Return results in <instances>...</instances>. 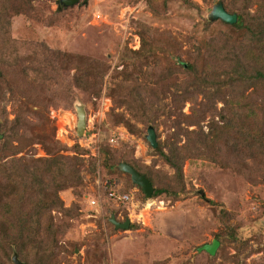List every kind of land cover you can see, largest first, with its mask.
I'll use <instances>...</instances> for the list:
<instances>
[{"label": "rangeland", "instance_id": "rangeland-1", "mask_svg": "<svg viewBox=\"0 0 264 264\" xmlns=\"http://www.w3.org/2000/svg\"><path fill=\"white\" fill-rule=\"evenodd\" d=\"M215 1L80 0L64 7L60 0H32L36 7L47 8L45 15L52 22L42 15L36 16V20L25 16L13 19L9 31L12 38L28 42L31 48L47 46L57 50L56 56H75L68 63L60 62V76L49 82L61 102L48 105L40 122L31 114L28 124L48 133L43 144L33 142L32 149L27 150L34 158L46 156V142L50 141L59 145L58 154L69 157L76 152L82 159L78 172L82 185L57 190L60 207L71 212L77 210L78 215L69 216V212L63 216L61 208L50 211L53 223L65 225L69 231L65 236L58 234L59 239L51 246V256L45 264H264V161L261 167L251 168L246 153L239 156L238 164L228 158L225 161L224 155L219 154L223 160L213 161L208 158L210 155L201 158L195 150L188 151L181 155L178 177L173 168L151 151L157 148V152L167 155L168 148H172L175 153L184 141L182 130L198 129L195 124L198 121L199 129L205 133L210 120L220 123L217 118L222 115L211 118L207 110L204 112L196 105L197 101H203L200 93L195 94L194 102L183 99L178 107L180 98L175 99L178 89H173L174 95L170 87V93L148 97L151 92L146 93L141 83L147 66L153 72V79L157 74L154 60L162 55L156 43L171 51L175 49L170 46L176 47L185 59L184 52L196 43L195 39L203 40L210 32L224 29L218 19L204 26ZM238 1L242 3L241 0L229 3ZM257 1L264 0H253L248 12H253ZM140 35L146 39L142 47ZM169 39H174L170 45ZM28 53L33 51L27 48ZM160 60L158 68L165 64L164 58ZM181 78L175 75L170 82ZM16 80L11 83L15 87L21 84V78ZM4 95L5 118L12 121L15 116L12 99L8 91ZM257 97L260 102L261 96ZM74 103H80L86 113V128L80 136H76ZM220 106L219 101L214 102L215 110ZM198 110L204 114L201 120ZM261 121L264 123V119ZM126 124L132 126V131ZM148 127L154 132V148L144 139ZM219 142L220 138H215L213 147H218ZM21 154L22 151L16 156ZM103 157L106 160L120 157L121 161L130 162L150 175L154 188L162 187L166 191L156 200L141 198L137 188L129 185L127 173L105 178L104 172H100L103 168L97 165V159ZM91 158L95 159L94 173L86 169L91 170L87 163ZM65 161L68 163L69 159ZM116 165L113 168L118 170ZM119 187H129L127 192H131L132 202L116 204L105 200L106 190L115 192ZM90 200L94 206H89ZM14 202L20 208L25 203ZM145 205H148L146 210L139 211ZM109 214H114L117 221L128 218L133 227L114 229L106 221ZM231 232L233 237L228 235ZM14 236L9 232L8 241ZM214 236L219 244L212 256L194 251V247L216 239ZM20 241L28 242L25 236ZM24 248L34 250L32 243ZM10 256L0 254V264H12Z\"/></svg>", "mask_w": 264, "mask_h": 264}, {"label": "trees", "instance_id": "trees-1", "mask_svg": "<svg viewBox=\"0 0 264 264\" xmlns=\"http://www.w3.org/2000/svg\"><path fill=\"white\" fill-rule=\"evenodd\" d=\"M219 1L225 12L235 14V21L226 23L218 18L212 20L206 18L205 27L218 19L223 22L224 29L210 32L203 40L195 39L196 43L184 52L185 59L176 47L170 46L171 49H175L171 51L156 43L165 64L158 68L161 57L157 55L154 60L157 73L154 74L155 79L149 66L145 76L143 74L144 80L153 86L146 84L144 80L141 82L146 93L151 92L148 97L171 92L170 87L174 95L173 89H178L179 94H175V99L180 98L177 101L178 107L181 106L183 99H191V102H194L195 94L200 93L203 101H197L196 105L204 112L207 110L211 118L222 115L217 118L220 123L212 120L207 123L208 130L205 133L199 129L198 121L195 123L198 129L182 130L184 141L181 146H177L175 151L177 155L172 148H168L167 155L157 152V148L151 150L173 168L178 177H180L181 155L188 151L195 150L197 157L201 158L210 155L208 158L213 161L220 159L219 154L222 157L224 155L225 161L228 158L238 164H240L239 156L243 157V153H246L251 168L261 167L264 161V123L261 121L264 119V61H262L264 51H261L264 46V1H257L252 13L248 12L247 8L251 6L253 0H241L242 3L238 1L232 4L229 3L231 0ZM46 9L44 6L36 7L32 0H0V133H2L0 247L3 248L0 254L9 258L13 249L18 259L25 264H45L51 256L49 252L51 246L56 245L59 239L58 234L65 236L69 231V227L65 225L61 227L53 223V216L50 214L52 209L60 210L62 206L57 199V190H71L76 185H82V179L78 176L82 159L79 158L78 153L75 152L74 156L69 157L60 155L57 153L59 145L50 141L46 142L45 157L34 158L27 151L32 149L30 145L33 142L43 144L48 136V133H43L39 129V126L28 125L31 123V114L35 120H42L47 113L48 105L56 106L61 102L59 95L51 90L49 82H54L56 75L60 76L62 72L61 67V71L59 70L60 62L68 63L75 57L74 55L56 56L57 50L47 46L39 49L31 48L27 45L28 42L11 37L9 31L15 17L25 16L36 20V16H47ZM46 20L52 22L50 17H46ZM142 28L148 34L149 30L145 26ZM139 37L140 47L145 46L146 39L141 35ZM171 42H174V39H169L168 45ZM26 45L33 53L27 54ZM256 52L258 54H255ZM175 75L182 78L178 82H170ZM19 78L21 84L13 86L11 83ZM75 84L77 85L76 82ZM5 91H8L9 99H12L11 106L15 114L12 121L5 118L6 111L3 107L7 102ZM257 96H261L260 102ZM215 101L221 103L217 110L214 107ZM32 107L36 110L31 109ZM196 113L198 120L203 119L204 114L201 110ZM176 123H179V120ZM126 126L132 131L131 125L126 124ZM191 133L194 135L190 136ZM189 136L190 140H188ZM215 138H220L221 143L219 142L218 147L214 148L212 143ZM20 151L23 154L16 156ZM67 158L68 163L65 161ZM105 160L104 157L97 159L100 164L97 165L103 168L100 172H104L106 179H113L122 172L113 168L122 160L120 157ZM94 161V158L87 160L91 170L86 169L90 173L95 171ZM126 163L138 173L144 174L150 183L152 191L148 199L156 200L160 194H164L166 191L164 188H154L150 175L134 167L130 162L126 161ZM129 185L137 188L136 192L141 198L144 196L140 187L132 182ZM127 189L119 187L114 191L128 193ZM103 195L105 200L120 204L108 199L106 192ZM15 200H23L25 203L20 208ZM61 211L63 216L71 212L62 208ZM111 212L114 213L113 210ZM76 215H78L77 210L71 212L69 216ZM112 216L114 218V214ZM106 221L113 226L109 219ZM130 227H133V224L128 228ZM9 232L15 234L12 241H8ZM228 235L233 237L232 232ZM23 236L28 242L20 241ZM214 237L218 240V237ZM27 243H32L34 250L25 249ZM62 249L68 252L65 248ZM1 259L0 257V263H2Z\"/></svg>", "mask_w": 264, "mask_h": 264}, {"label": "water", "instance_id": "water-1", "mask_svg": "<svg viewBox=\"0 0 264 264\" xmlns=\"http://www.w3.org/2000/svg\"><path fill=\"white\" fill-rule=\"evenodd\" d=\"M79 0H60L61 3H63L65 6H72L76 3H78ZM84 2L86 0H83ZM220 19L223 22L226 23H232L235 21V14H230L224 11L222 8L221 2L219 0H216L209 10L207 14V19ZM74 107L76 110V136H80L84 133L86 128V113L84 110V107L80 103H74ZM154 132L151 127H148L146 130V135H144V139L146 143L149 145L150 148H154L155 142H154ZM2 137V133H0V138ZM116 168L122 172H125L129 175L130 181L140 187L143 191V195L145 199H148L150 192L152 191V187L148 180L145 178L144 174L138 173L133 167H131L126 162L120 161L116 165ZM109 221L113 224V228L117 229H126L129 225V220L125 218L122 222H118L116 219L113 218L112 214L108 215ZM219 242L215 239L210 240L209 243L199 245L197 247H194L195 252H203L207 256H212L214 253V250L218 247ZM12 264H25L24 262L20 261L16 255V253L13 251L11 253L10 257Z\"/></svg>", "mask_w": 264, "mask_h": 264}, {"label": "built area", "instance_id": "built-area-1", "mask_svg": "<svg viewBox=\"0 0 264 264\" xmlns=\"http://www.w3.org/2000/svg\"><path fill=\"white\" fill-rule=\"evenodd\" d=\"M105 192H106V195L108 196V199L117 201L120 204H124V203L129 204L130 202H132L131 192H129V193H116L110 189L106 190ZM88 204H89V206H94L93 200L88 201ZM147 206L148 205L140 206L141 208L139 209V211H142L144 209L146 210ZM141 222L144 223V221L142 219H141Z\"/></svg>", "mask_w": 264, "mask_h": 264}, {"label": "flooded vegetation", "instance_id": "flooded-vegetation-1", "mask_svg": "<svg viewBox=\"0 0 264 264\" xmlns=\"http://www.w3.org/2000/svg\"><path fill=\"white\" fill-rule=\"evenodd\" d=\"M79 1H80V0H79ZM82 1H83V0H82ZM60 4H61L62 6H64V7H68V6H65V5H64L63 3H61V2H60Z\"/></svg>", "mask_w": 264, "mask_h": 264}, {"label": "clouds", "instance_id": "clouds-1", "mask_svg": "<svg viewBox=\"0 0 264 264\" xmlns=\"http://www.w3.org/2000/svg\"><path fill=\"white\" fill-rule=\"evenodd\" d=\"M129 193V192H128ZM148 200V199H147ZM125 219V218H124ZM128 219V218H127ZM129 220V219H128ZM119 222V221H118ZM122 222V221H121ZM127 229V228H126Z\"/></svg>", "mask_w": 264, "mask_h": 264}]
</instances>
